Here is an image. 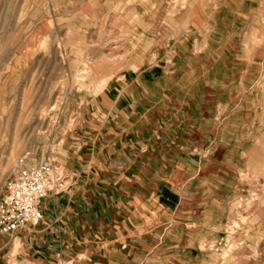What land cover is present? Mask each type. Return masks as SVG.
I'll list each match as a JSON object with an SVG mask.
<instances>
[{
  "label": "rangeland",
  "instance_id": "1",
  "mask_svg": "<svg viewBox=\"0 0 264 264\" xmlns=\"http://www.w3.org/2000/svg\"><path fill=\"white\" fill-rule=\"evenodd\" d=\"M42 154L66 223L0 264H264V0H0V202Z\"/></svg>",
  "mask_w": 264,
  "mask_h": 264
},
{
  "label": "built area",
  "instance_id": "2",
  "mask_svg": "<svg viewBox=\"0 0 264 264\" xmlns=\"http://www.w3.org/2000/svg\"><path fill=\"white\" fill-rule=\"evenodd\" d=\"M63 186L62 178L45 155L20 168L7 181L0 202V235L13 237L19 230L37 228L43 222L42 200Z\"/></svg>",
  "mask_w": 264,
  "mask_h": 264
},
{
  "label": "crops",
  "instance_id": "3",
  "mask_svg": "<svg viewBox=\"0 0 264 264\" xmlns=\"http://www.w3.org/2000/svg\"><path fill=\"white\" fill-rule=\"evenodd\" d=\"M212 12H213L212 15H215L214 18L211 17V19H214V22H213V20H210L205 25V30L207 31L206 41H210V43H205V45H207V46L208 45H212V46H216V47L234 45L232 39L229 38V36L227 34L228 31H229L228 30L229 28H227L224 25L223 7H220V6L216 5V7L214 8V10ZM253 40H255V39H253ZM249 41H250V39L248 38L247 44L238 43L237 45L252 46L253 45L252 42H249ZM251 41H252V39H251ZM254 78H255V76H254ZM253 90L255 91V87H254ZM235 139H238V137L235 138ZM239 140H238L239 142L244 141V140H242V138H240ZM246 140H247L246 141L247 144L255 142L254 141V137H251L249 133L247 135V139ZM246 149H248L251 152L255 148L253 146H248L247 145ZM249 151H248V155L247 156L251 157V154L249 153ZM199 153H201L200 156H202V152H199ZM55 196L56 195H54L53 193H49L42 200L40 208H41V210L43 212V222H42V224L40 226H38L37 228H34V229H30V230H19L13 236L15 238V240L21 241L22 245L24 247H26V249L32 250L33 252L35 250L38 251L39 249H47L49 244L54 243V239H58V237H56V236H58L59 231L57 232L56 228H55V230H50L49 228L51 226V223H54V224L66 223L65 220H64L65 218H62L60 215L56 214L54 220H48V221L45 220L46 211L48 209L52 208V207L54 208L55 204L58 202L54 198ZM142 200H143L142 198H139L136 201L137 202L139 201V203H142ZM90 202L91 203H95V205L98 204V205H101V206H105L104 204H101V203H104V202L100 201V200L99 201L91 200ZM115 202L116 201L109 202V203H115ZM80 203H81V201H80ZM118 204L120 205L119 207H121V208L118 211L119 215L117 217L119 218V222H120V224L122 226V223H126L129 220V217H130L129 216V212H128V201L121 199ZM168 205L176 207L178 205V203H177V201L175 199H171V200H168ZM82 218H84V217L83 216H79V217H75L73 220H74V222H80V220H82Z\"/></svg>",
  "mask_w": 264,
  "mask_h": 264
},
{
  "label": "bare ground",
  "instance_id": "4",
  "mask_svg": "<svg viewBox=\"0 0 264 264\" xmlns=\"http://www.w3.org/2000/svg\"><path fill=\"white\" fill-rule=\"evenodd\" d=\"M260 16V15H259ZM259 19H260V17H259ZM247 39H248V37H247ZM245 40H246V38H245ZM247 41V40H246ZM261 41H263V40H261ZM252 42V41H251ZM243 43V42H242ZM245 43V42H244ZM260 43V42H259ZM148 43H146V45H147ZM247 44V43H246ZM144 45H145V42H144ZM149 45V44H148ZM151 45V44H150ZM149 45V46H150ZM245 47V46H244ZM146 48H148V47H146ZM246 49V48H245ZM29 51V50H28ZM32 52H33V50H32ZM30 56H31V54H30ZM145 93V92H144ZM51 119V118H50ZM30 132V131H29ZM29 141V140H28ZM248 161V160H247ZM252 161V160H251ZM250 161V162H251ZM254 163V162H253ZM252 163V164H253ZM15 165V164H14ZM249 165V164H248ZM255 167V166H254ZM250 168V167H249ZM255 169V168H254ZM249 170V169H248ZM264 171V170H263ZM254 174H255V172H254ZM260 174V173H259ZM259 174H258V176H259ZM261 174H262V172H261ZM264 174V173H263ZM250 177H251V175H249ZM261 177V176H260ZM262 178V177H261ZM264 181V180H263ZM253 194V193H252ZM256 197V196H255ZM251 199V198H250ZM253 199H255V198H253ZM260 201V200H259ZM234 205V204H233ZM247 205V204H246ZM232 206V205H231ZM249 206V205H248ZM238 207H239V205H238ZM246 207V206H245ZM150 213V212H149ZM153 213V212H152ZM151 214V213H150ZM239 213H237L236 215H238ZM152 215V214H151ZM143 216V215H142ZM147 219V218H146ZM242 219V218H241ZM264 219V218H263ZM146 221V220H145ZM247 233V232H246ZM257 234V233H256Z\"/></svg>",
  "mask_w": 264,
  "mask_h": 264
}]
</instances>
